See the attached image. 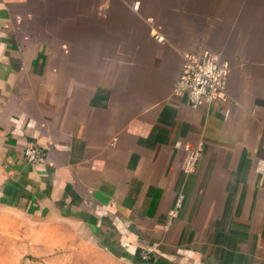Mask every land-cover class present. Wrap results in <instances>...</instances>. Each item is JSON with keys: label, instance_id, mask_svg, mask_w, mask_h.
<instances>
[{"label": "crops", "instance_id": "crops-1", "mask_svg": "<svg viewBox=\"0 0 264 264\" xmlns=\"http://www.w3.org/2000/svg\"><path fill=\"white\" fill-rule=\"evenodd\" d=\"M170 5L0 0V264H264V60ZM208 51L227 97L193 108L183 59Z\"/></svg>", "mask_w": 264, "mask_h": 264}, {"label": "built area", "instance_id": "built-area-1", "mask_svg": "<svg viewBox=\"0 0 264 264\" xmlns=\"http://www.w3.org/2000/svg\"><path fill=\"white\" fill-rule=\"evenodd\" d=\"M155 38L164 40L160 34ZM227 72L216 53L186 54L183 59L181 74L176 86V94L186 98L193 108H198L205 100L223 101L227 97ZM26 161L30 164H42L46 153L37 145H30L25 150ZM198 161V154L192 153L185 161L186 171H192ZM150 252L143 253L148 259Z\"/></svg>", "mask_w": 264, "mask_h": 264}, {"label": "rangeland", "instance_id": "rangeland-1", "mask_svg": "<svg viewBox=\"0 0 264 264\" xmlns=\"http://www.w3.org/2000/svg\"><path fill=\"white\" fill-rule=\"evenodd\" d=\"M175 4L176 6L187 7L191 10L196 8L205 9L210 12L213 8L218 10V14L223 15L226 25H234L236 29H242L245 39L249 41L246 51L256 59L264 60V0H160V4ZM144 11L149 12L150 4H146ZM161 7V6H160ZM159 7V8H160ZM162 14H164L162 12ZM211 15V14H210ZM210 15L199 17L200 21L206 20ZM212 17V15H211ZM159 23V22H158ZM160 24V23H159ZM205 24V21L203 22ZM200 27H203L200 26ZM145 30V27H144ZM88 256H78L74 258L75 264H116L103 253L88 249ZM145 252V251H144ZM149 252V251H146ZM145 252V253H146ZM143 256V253H142Z\"/></svg>", "mask_w": 264, "mask_h": 264}, {"label": "trees", "instance_id": "trees-1", "mask_svg": "<svg viewBox=\"0 0 264 264\" xmlns=\"http://www.w3.org/2000/svg\"><path fill=\"white\" fill-rule=\"evenodd\" d=\"M139 254H138V260L140 261V262H153L154 261V258L152 257V255L150 254L149 255V258L148 259H144L143 258V256H142V254H141V251H139L138 252Z\"/></svg>", "mask_w": 264, "mask_h": 264}]
</instances>
